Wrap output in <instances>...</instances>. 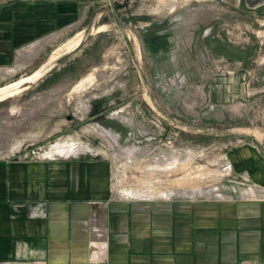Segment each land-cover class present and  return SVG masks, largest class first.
Listing matches in <instances>:
<instances>
[{
  "label": "rangeland",
  "instance_id": "obj_1",
  "mask_svg": "<svg viewBox=\"0 0 264 264\" xmlns=\"http://www.w3.org/2000/svg\"><path fill=\"white\" fill-rule=\"evenodd\" d=\"M15 3L0 90L48 68L0 97V160L81 158L112 202H264V0H106L32 48Z\"/></svg>",
  "mask_w": 264,
  "mask_h": 264
},
{
  "label": "crops",
  "instance_id": "obj_2",
  "mask_svg": "<svg viewBox=\"0 0 264 264\" xmlns=\"http://www.w3.org/2000/svg\"><path fill=\"white\" fill-rule=\"evenodd\" d=\"M105 1L17 0L4 32L32 48ZM84 163L0 160V264H264V202H112L103 168ZM251 171L264 183L262 166Z\"/></svg>",
  "mask_w": 264,
  "mask_h": 264
},
{
  "label": "bare ground",
  "instance_id": "obj_3",
  "mask_svg": "<svg viewBox=\"0 0 264 264\" xmlns=\"http://www.w3.org/2000/svg\"><path fill=\"white\" fill-rule=\"evenodd\" d=\"M42 74L38 73L32 77L25 78L21 80L20 82L13 84L11 86L5 87L0 90V97L3 96H12L13 94H16L20 91V88L23 84L32 82L33 80H36L37 78L39 79ZM5 99V98H4Z\"/></svg>",
  "mask_w": 264,
  "mask_h": 264
}]
</instances>
